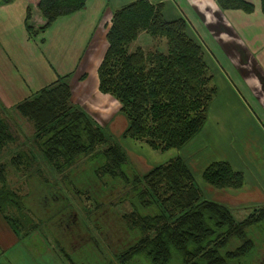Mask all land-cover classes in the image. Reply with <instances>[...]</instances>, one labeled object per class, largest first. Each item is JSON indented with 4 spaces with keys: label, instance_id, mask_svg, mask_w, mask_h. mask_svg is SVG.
<instances>
[{
    "label": "trees",
    "instance_id": "obj_1",
    "mask_svg": "<svg viewBox=\"0 0 264 264\" xmlns=\"http://www.w3.org/2000/svg\"><path fill=\"white\" fill-rule=\"evenodd\" d=\"M14 1L0 0V5ZM32 1L45 18V24L35 28L29 23L28 10L26 27L34 37L60 17L83 10L89 0ZM216 1L223 10L255 11L249 0ZM261 8L264 14V0ZM143 30L166 38L169 52H146L141 47L130 52L129 45ZM107 40L109 46L98 68L99 89L120 102L121 111L129 120L125 137L144 141L162 152L187 145L204 127L209 105L218 92L204 48L191 34L187 19H167L164 4L137 0L113 12ZM67 78L61 77L42 88L19 102L16 109L33 125L34 147L56 171L66 173V177L68 174V186L80 189L83 185L97 207L103 199L87 186L105 194L119 192V202L131 203L130 213L119 216L114 212L112 216L118 220L117 236L122 246L116 255L120 264H242L247 257L255 260L256 251L259 259L247 264H264V248L262 252L257 249L259 241L264 242L258 238L264 225V206L254 209L244 220H237L230 207L205 197L195 173L182 157L158 164L145 174L135 173L129 167L125 149L73 102ZM14 138L11 125L0 116V152ZM81 163L89 164L90 172H76ZM0 179L5 181L2 172ZM203 179L217 189L241 188L245 181L244 173L228 161L210 164ZM48 194L51 197V192ZM61 194L67 198L65 192ZM5 202L20 206L21 196L0 189V212L24 237L27 234L17 228L18 219L1 208ZM23 204L27 206L26 201ZM69 209L67 200L61 199L47 208L49 218L40 220L49 229H56L54 236L59 244L63 239L67 243L70 233L74 238L81 237V245H85L90 239L82 229L69 226L73 222ZM87 211L84 220L80 216L85 226L84 221L96 214ZM69 215L78 219L77 211ZM250 229L257 232L251 236ZM90 238L94 239L91 235ZM94 241L95 248L104 253L101 241ZM61 251L71 264H76L64 244Z\"/></svg>",
    "mask_w": 264,
    "mask_h": 264
},
{
    "label": "crops",
    "instance_id": "obj_2",
    "mask_svg": "<svg viewBox=\"0 0 264 264\" xmlns=\"http://www.w3.org/2000/svg\"><path fill=\"white\" fill-rule=\"evenodd\" d=\"M135 1L137 0H89L83 10L60 17L45 33L34 37L29 35L26 27L28 10L31 11L30 24L35 28L45 24V18L35 1L16 0L10 4L0 5V97L7 104L15 105L57 79L68 77L72 87L73 101L78 100L81 105H85L80 96L85 101V99L96 95L93 98L99 100V108L103 104L101 109L107 110L106 121L109 117L112 120L116 115L114 112L118 111L119 114H117L120 115L121 120L124 122L127 120L129 125L127 116L121 111L120 102L99 89L98 68L103 57L101 51L98 53L96 51L99 48L97 41L101 36L102 23L107 12L113 13ZM149 1L153 4H164L167 19L184 17L189 22L190 29L196 22V25L200 26L204 33H209L212 46H220L229 54L228 59L232 63L240 64L237 72L232 68H229L230 71L225 70V75L232 84L221 73L222 84L217 85L218 92L209 105L207 120L202 130L184 147L167 150V152L170 151L167 155L168 160L182 157L195 173L197 180L202 183L205 182L203 179L204 170L213 162L228 161L235 170L243 172L245 181L241 188L221 189L222 193H226L225 201L231 200L229 204L240 207L243 202L242 197L240 199L242 195L240 193H253L254 187L258 188V192L264 193L262 177L264 166L259 163L257 155L261 149L262 140H264L263 122L257 113L264 111V75L257 76V72L260 71L264 74L262 64H260L263 58L253 51V48H256L253 44H249L252 47L245 44L242 36L246 27L252 28L247 37L255 27L260 26L264 31L262 0H249L255 5L253 13H246L239 9L223 10L216 0ZM111 23V20H107L105 25L109 26ZM203 25L207 32L203 29ZM191 34L202 44L208 64L210 62L213 67L218 69L217 61L214 62L215 57L212 56L213 54L211 55V48L203 39L196 37L192 31ZM251 37L250 35L247 41L253 42ZM254 40L259 42L256 36ZM262 43L261 41L259 44ZM56 46H60V48L52 57L51 53L56 49ZM263 48L264 44L259 50L262 51ZM245 66H248L249 69H245ZM232 71L238 76L240 74L249 76V79H246L248 80L247 85L257 92L252 103L238 89V86L242 87L244 84L234 83ZM249 80H253V82ZM81 81L86 83L81 85ZM77 86H79V91L76 90ZM249 94L253 95V92L249 90ZM108 111L112 113L110 114ZM91 113L93 114V112ZM108 123H110L109 127H114L111 122L108 121ZM107 125L106 128H108ZM249 140L251 142L248 144V149L253 150L250 155L252 161L245 163L244 155L239 154L242 150L234 149L232 143H237L239 148ZM256 141L261 143H255ZM139 142L149 147L146 142ZM158 157L153 154V159H158ZM153 166L150 163L142 174L152 169ZM199 185L203 191L208 189V192L213 193L212 196L218 194L214 190L215 188ZM0 216L3 219L0 222V247L4 252L9 249L8 246L12 243L26 237H20L1 212ZM13 232L17 234L16 237Z\"/></svg>",
    "mask_w": 264,
    "mask_h": 264
},
{
    "label": "rangeland",
    "instance_id": "obj_3",
    "mask_svg": "<svg viewBox=\"0 0 264 264\" xmlns=\"http://www.w3.org/2000/svg\"><path fill=\"white\" fill-rule=\"evenodd\" d=\"M112 19L113 13H111V11H108L102 23V31L100 33L101 36H99V40L97 41V45L99 48L96 52L98 53L99 51H101L103 58L109 46L107 33L109 32L112 25L111 23L109 27L106 26L105 23L107 22V20H111L112 22ZM193 25L194 27H191V31L196 37H200L201 39H203V41L211 48V55L213 54L212 56L215 57L214 62L217 61L216 64L218 66V69L213 67L209 62L211 66V74L215 76L213 84L216 86L222 84L221 73L225 76L224 78L229 81L228 77L225 75V70H229V68H232L235 72H237L240 64L232 63L230 59H228L229 54L221 49L220 46H212L211 37L209 36V33L207 32V29L204 25L203 29L207 33H204L200 26L196 25V22H194ZM251 29L252 28L246 27L245 32L242 34V36L245 44H253L254 47H256L253 48V51L257 52V55L263 58L260 64H262L261 67L264 72V48L262 51L259 50L260 47L264 44V31L260 26L253 28V30L248 35V37L250 35L252 36L251 38L253 42H250L247 41V34ZM255 36L257 37L259 42L254 40ZM261 41L263 43L259 44ZM139 47L143 48L146 52L156 51L164 54H167L169 52L168 42L166 38L156 37L146 30H143L139 34L138 38L129 45V51H135ZM59 48L60 46H56V49L52 51V57L56 55ZM245 69H249V67L245 66ZM235 72L232 71L234 83L244 84L242 87L238 86V89L242 91V95H244L252 103L253 98L257 94V92L253 91L251 86L249 87L247 85L248 80L246 79H249V76H246L244 74H240L238 76ZM229 73L230 75H232L231 72ZM258 75L261 76L264 74L262 73V71H260L257 72V76ZM69 81L70 79H67V82L70 84ZM249 81L253 82V80ZM83 83L86 82L81 81V85ZM79 86H77V91H79ZM249 90L250 92H253V95L249 94ZM34 94L35 93H33V95ZM93 96L95 97L96 95ZM93 96L89 99H85V101L80 96V99L84 102L85 105H81L78 100H76L77 102L75 100L73 102L78 103L84 111L92 116L93 120L98 125L104 128L107 134L114 141L124 147L129 157V167L133 168L135 173L142 174V172H145L146 166L150 165V163H152V166L154 165L153 167H155L156 165H158L157 163L162 164V162L165 163V161H169L167 155L170 151H165V153H162L160 151L156 152L154 151V149H152L150 146L148 147L144 143H140L139 141H136L132 138L125 137V131L128 128V123L127 120L126 122L121 120L120 115H118L119 113L117 111V108L115 109L117 112H114L116 113V115L113 117V119L110 120L111 117H109V119L106 121L107 110L104 108L101 109L103 104H101V107L99 108V100L94 99ZM16 105L17 104L9 105L4 101L2 97H0V116L1 118L9 122L15 136L14 140L7 143L4 146V149L0 152V173L2 172L5 177L4 182L0 179V189L10 190L20 195L22 198V205L13 206L11 205V203L5 202L6 204L1 205V208L6 211L13 219H18L19 222L17 223V228H20V230L24 231V233L27 235H25L26 238L24 239H19L17 242L12 244L10 243L11 245L9 244L10 246H8L9 249L4 252L1 251L0 247V262H9L12 264H71L68 257H66L65 254L61 251V247H63L64 244L67 248L68 254L70 253L76 264H120L116 255L119 247L122 246L120 238L119 236H117L116 223L118 220H114L112 216L114 215V212L116 214L119 213V216L130 213L133 209L131 203L126 200H122L119 202V197H121V194L119 192L112 191L111 193L108 192L105 194L101 191H96L87 186L92 193L99 194V197H102L103 199L102 204L99 203L97 207L94 204L93 200H91L92 198L90 197V194L87 193V190L84 189V187H82L83 185L79 186L80 189H77L74 185L68 186L66 184L68 174L66 177V173L61 174L60 172L56 171V169L53 168L52 165L47 162V160L42 156L38 149L34 147L35 136L33 125L28 119L22 117V115L17 111ZM254 108L256 109L255 106ZM91 112H93V114ZM111 113L112 112H110V114ZM257 113L259 114L264 126V111H262L261 113ZM108 121L111 122L114 127H109L110 123H108ZM259 124L262 126L260 121ZM106 125L108 128L105 127ZM250 142L251 140H249L248 143L243 144V146L239 148L237 146V143H232V147L234 149H239V151L242 150L241 152H239V154L242 153L244 155L245 163H250L252 161L250 155L252 154L253 150L248 149V144ZM255 143L261 142L256 141ZM260 147L261 149L259 150L257 155L259 163L264 166V140H262V144L260 145ZM153 154L159 156L158 159H153ZM21 155H23V160L21 161L22 163L19 162ZM87 171L90 172L89 164L81 163L76 168V172L79 173ZM262 177L264 181V174H262ZM197 182L198 184L207 186V188H215L208 183H202L200 180H197ZM69 187L71 188V190L68 189ZM257 189V187H254L255 191L253 193H240L242 194L240 196V199L242 197L243 201L240 207L232 206L231 204H229L231 203V200L227 199L225 201L224 196L226 193H222L223 191L221 189H214L216 192H218L216 196H212L213 193L208 192V189H205L203 192L205 197L208 199L221 201L227 206L230 205L231 207H229L231 208L236 219L242 221L254 209L264 206V193L258 192ZM79 190H81V192ZM47 192H51V197ZM62 192H65L67 198L62 196ZM61 199L62 201L67 200L68 208H70L68 210V216L73 222H71L70 224L68 223L69 226L80 228L82 229L84 236L88 235L90 240L87 241L85 245H81V237L74 238L70 233L68 234V236H66L67 243L61 237L63 239V242L61 241L62 244H59L60 242L58 238H55L54 236V233H56V229H49V225L44 224L43 221L40 220L49 218L50 214L48 215L46 213L47 208L53 207V203H58L61 201ZM23 201H26L27 206H24ZM101 207L103 209L101 211H97ZM87 210H92L93 212H96V214L93 219H86L84 221L86 222L85 226L84 224L82 225V219L84 220L86 218ZM74 211H77L78 219L73 217L72 215H69ZM104 211H106V213L102 214ZM80 216H82V219ZM1 220L3 219H1L0 216V222ZM66 224L67 223H65L63 226H66ZM82 226H84L86 229ZM7 228L8 231H10L9 226H7ZM260 229V233L258 231V238L264 239V225ZM256 232L257 229L249 230V234L251 236ZM13 234L15 237L17 236L15 232H13ZM62 234H64V232H62ZM90 235L91 237L93 236L94 239L96 238L97 240L101 241L102 245H104L106 249L105 250L103 248L104 253H101L95 248L96 242L94 241V239L90 238ZM105 238L107 240H105ZM261 248H264V242L259 241L257 249L262 252ZM259 257L260 253L256 251V254L254 255L255 260H253V258L251 257H247L244 261H242V264L257 261Z\"/></svg>",
    "mask_w": 264,
    "mask_h": 264
}]
</instances>
